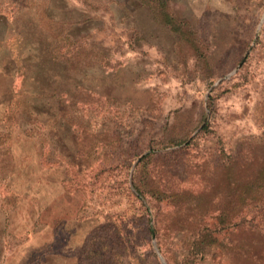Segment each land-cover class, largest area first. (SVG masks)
<instances>
[{"label":"rangeland","instance_id":"obj_1","mask_svg":"<svg viewBox=\"0 0 264 264\" xmlns=\"http://www.w3.org/2000/svg\"><path fill=\"white\" fill-rule=\"evenodd\" d=\"M0 40V264H264V0H0Z\"/></svg>","mask_w":264,"mask_h":264},{"label":"crops","instance_id":"obj_2","mask_svg":"<svg viewBox=\"0 0 264 264\" xmlns=\"http://www.w3.org/2000/svg\"><path fill=\"white\" fill-rule=\"evenodd\" d=\"M4 41V40H3ZM2 40H0V43L3 42ZM1 56V54H0ZM1 77H3L4 79L8 80L9 79V75L7 74H0ZM18 101H20L19 99H17V101H11L9 102L12 103L15 107V111H19V112H22L23 115L21 116L20 119H22L21 123H16V125L13 127V128H8L6 127V129L10 132V133H13L16 137H17V140H16V144H15V148H17L16 150L18 151L19 154H22V157H23V162L22 164H20L18 166V170L12 172V176H11V179L12 180H16L18 179L17 177H21L23 178V176H25V111H20L22 109H20V105L21 104H18ZM7 104L5 106V108L9 105ZM5 108L3 110H5ZM22 108V106H21ZM1 110V109H0ZM2 110V111H3ZM16 121V120H15ZM20 138V140H18ZM28 156V155H27ZM29 164V162H28ZM17 181V180H16ZM14 182V181H13ZM25 182V181H24ZM14 189V188H13ZM15 189H18L16 184H15ZM21 189H25V185L23 184L22 185V188ZM16 191V190H15ZM21 222L24 224L25 223V213L23 212L22 216H21ZM23 234L25 235V230L23 231Z\"/></svg>","mask_w":264,"mask_h":264},{"label":"trees","instance_id":"obj_3","mask_svg":"<svg viewBox=\"0 0 264 264\" xmlns=\"http://www.w3.org/2000/svg\"><path fill=\"white\" fill-rule=\"evenodd\" d=\"M166 23L167 24L171 23L170 19L168 18V14H166Z\"/></svg>","mask_w":264,"mask_h":264}]
</instances>
